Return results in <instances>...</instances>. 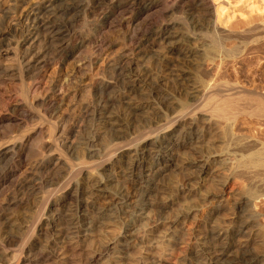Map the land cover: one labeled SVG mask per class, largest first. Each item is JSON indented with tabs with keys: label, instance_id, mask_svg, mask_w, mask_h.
Returning a JSON list of instances; mask_svg holds the SVG:
<instances>
[{
	"label": "bare ground",
	"instance_id": "obj_1",
	"mask_svg": "<svg viewBox=\"0 0 264 264\" xmlns=\"http://www.w3.org/2000/svg\"><path fill=\"white\" fill-rule=\"evenodd\" d=\"M169 4V0H0V196L6 192H11L15 197H18L19 194L23 196L28 192V194H35L38 197V203L35 205L36 211H34L36 215L31 222L17 224L15 223L16 220H13L14 217L12 218L7 214L9 210L5 211L6 213H0V264H35L40 260L56 259L60 254L58 251L59 244L63 242L65 236L70 239L73 246L82 248L90 234H92V230L97 225L104 224L106 220L111 221L112 217L125 219L128 222L114 240L107 241L101 249L93 250L94 252L91 255L88 252L84 264H120L122 256L120 254L115 255L118 252L115 253L114 251L120 250L121 252V249L124 250L123 248H127L129 243L136 240L133 236L135 232L131 231V227L133 228V224L144 218L146 214V206L150 204L147 200L149 192L155 189L157 176L159 172L163 171L161 167H167V164L163 162L164 159L167 158L168 162L173 160L174 153H177L179 148L167 142L166 138H184L183 136L189 135L194 130L193 122L200 118L198 114L206 115L210 108L206 110L207 107H204L205 109L196 110L194 109L195 105L193 107L195 111H192V108L189 111V107H186L185 104L182 106L183 109L180 114L178 110L179 115L175 113L177 117H174L172 123L165 126L155 124L151 127L150 125V130L147 127L148 131L143 134L140 133V136L138 134L139 137L137 138L136 136L133 137L135 139L133 142L124 143L121 148L119 146L118 148L121 150L118 151L116 146L113 152H106V154L108 153L107 156L103 153L107 159L103 157L101 158L103 161L100 159V162L95 158L99 153H96L92 148L88 151L92 153L88 155L89 158H79V162L70 163L68 155L73 154L76 138L86 139V143L93 147V144L102 137L106 130L116 132V130H122L123 126L125 127L121 119H118L119 115L113 113V108L116 107L117 103H120L119 106L124 107L129 113H134L140 108L138 104H134L132 96L137 88L144 87L139 80L142 72L140 70H143L140 69V61L145 58L147 52L156 43L164 45L169 53L177 52L175 43L180 39V35L177 32L176 25L172 23L164 24L159 29L155 28V31L147 32L143 39L139 38L138 31L152 24L153 19L150 18L152 14L158 15L166 10ZM195 5L200 7L206 14H210L212 5L208 3V0H198ZM116 22L125 30L124 45L117 56L106 58L104 57V54H106V34ZM153 24L150 26H153ZM251 29L260 30L259 27H252ZM259 38L257 39L259 40ZM215 43H219V41ZM262 44L263 41H261V45H258L259 48L264 46ZM220 46L222 45L220 44ZM69 61L75 63L72 68L70 67L71 74L81 77L80 83L76 84L77 86L74 85L73 88L71 87L72 89L68 88L67 83H70V81L64 77H69L70 74L66 73L68 71L63 72V66ZM105 66L112 73L109 78L99 75L97 70L96 73L94 72L95 68L99 69ZM53 67L55 71L53 74L48 75V70ZM147 73L146 76L148 77L149 74L147 75ZM64 78L65 81L67 80L66 82ZM216 80H205L206 82L198 80L200 83L193 90H188L191 91V97L196 98V102H201L208 95L213 96L209 93L217 90L215 87L218 86L217 83L221 82L216 83ZM145 83L147 82L145 81ZM228 85L225 87L227 89L229 87L228 91L231 90L233 95L237 94L236 97H239L238 95L245 96L255 101H249V103H255L256 106L253 107H256V111H253L259 113L256 116L259 115L264 124V93L259 89L246 90L243 86H232L231 88ZM155 88L156 86L149 88L152 91L150 93H153ZM220 88L222 89V86ZM90 94L92 96L91 101ZM230 96L226 97L224 101L220 100L221 103H216L217 105L214 106V110L218 114L215 117L220 120L222 118L224 121L230 116L232 118V110L235 107L238 108L235 97ZM167 100L172 99L170 97L166 98L165 101L169 104ZM214 110L212 109V111ZM77 116L79 120H76ZM90 116L93 118L92 120L97 121L96 124L98 125L97 128H92V130L90 129ZM234 116L237 115L234 114ZM43 118L48 121L49 133L47 140H45L46 136L42 134L43 130H39L40 128L35 138L31 134L21 131L23 134L19 132L20 135L17 134L13 139L8 137L9 140H5L10 129L16 123L21 126L24 125V127H21L23 129L30 127L36 120L39 121ZM85 119L88 122L86 125H82V120ZM189 119L194 121L188 122ZM81 131L85 137L80 135ZM78 143L76 145H80ZM260 147L255 150L252 148L253 151L246 154L249 157L245 158L244 155L245 159L240 154L242 160L239 162L238 167H242L245 171L247 185L245 183L242 196L233 205V220L230 225L209 229L205 234L197 236L198 243L195 241L200 246V248L198 246L199 250L210 253L216 263L264 264V216L257 209V202L264 199V145ZM103 154L100 155L103 156ZM90 155L96 159L94 161L98 162V167L95 165L96 163H93V160H90L92 158ZM34 156L40 158L31 165V176L25 178V181H21L24 177L18 180L16 177L21 165L32 160ZM209 163L204 161V165L201 166L197 161L192 162L195 167H198L199 178L204 179L210 172V168L207 166ZM52 168H62L64 172L65 177L63 178L66 180L61 188L57 186H54V188L51 185L53 178L40 176L43 171ZM59 169L58 171H60ZM243 175L241 173L240 177ZM34 179H39L41 186L28 182V180L32 181ZM112 181H119L116 189L108 188ZM45 183H51L52 187L44 191L42 188ZM14 200L13 196L12 199L7 197L4 206H9ZM69 202L73 204L71 206H74V212L70 210L71 206H69L68 210L71 212L69 211V218H67L62 213V207ZM66 219L69 221L67 222ZM110 251L114 252L113 259L109 260L111 256L104 261V257L108 256ZM161 258L157 264H164V259L161 260ZM58 260H61V258ZM55 264H58V262Z\"/></svg>",
	"mask_w": 264,
	"mask_h": 264
},
{
	"label": "rangeland",
	"instance_id": "obj_2",
	"mask_svg": "<svg viewBox=\"0 0 264 264\" xmlns=\"http://www.w3.org/2000/svg\"><path fill=\"white\" fill-rule=\"evenodd\" d=\"M197 1L198 0L196 1L195 0H176V1L169 0L170 4L166 10L162 11L158 15L154 13L150 17L151 19H153L151 23L152 24L154 23L155 25L153 24V26H150L152 24H149L147 25L148 28L147 26H145L144 28L138 31L139 38L143 39L146 36L145 34L147 32L155 31L156 29H159L164 24L172 23L176 25L177 32L180 35L179 37L180 39L178 40V42L175 43L177 52L169 53L167 48H165L164 45L162 44L160 45L156 43L154 47L151 49L152 51L150 50L149 52H147V54L145 55V58H142L143 61L142 60L140 61V65H141L140 69H143L140 71H142L143 73L141 72V76L139 77V80H140V84H142L144 87H142L141 89L137 88L132 94L133 99H134L133 102H135L134 104L135 105L138 104L140 108L136 110L134 113H129L126 109H124V107L119 106L120 103H117V105H115L116 106L115 108L117 109L113 108V113L116 114L117 116L119 115L118 119L119 120L121 119L123 125H125L126 128L123 126L124 129L122 127V130H116V132L112 130H106L105 133L102 132L104 134L95 144H93V147L92 145H89L86 143L85 141L86 139L82 137H80V139L76 138L77 140L75 142L73 154L68 155L70 158L69 160L70 163H74V161L79 162V158L81 159L83 157H84L83 159L89 158L88 155L92 153L91 151L90 153L88 151L89 149L92 148L93 150H95L96 153H99L97 156H95V158L98 159L97 161L100 162L101 160L103 161V159H101L103 157L107 159L106 156L108 155V153L106 154V152H110V151L113 152L116 146H117L118 151L121 150L120 148L122 145H124V143H130L131 141L133 142V140H135L133 137L135 136L136 138L139 137L140 133L143 134L147 132L155 124L165 126V125H169L170 123H172L174 120V117L176 116V114H178V110L180 114L181 110L183 109L182 106L185 104H186L185 105L186 107L187 106L189 107L188 109L189 111H191V108H192V111L194 109L199 110L201 108L205 109L207 107L206 110H208V108H210V110L207 111L208 114L207 113L206 115L202 113L198 114L200 118L197 119V121L195 120L196 122L192 119H189L188 122L194 121L193 122L194 130L189 135L183 136L184 138L182 137L181 138L180 137L179 138L178 137L176 138L167 137L166 138L167 142L171 143L174 147L176 148L179 147V148L177 150V153H174L173 160H170L168 162L167 158L164 159L163 162L167 164V167L165 168L161 167L163 171L159 172L157 176V182L154 185L155 189L149 192V196L147 199L148 203L150 202L151 205L149 204L148 206H146L147 209L145 210L146 214L144 215V218L139 219L140 222L136 221L133 224V228L131 227V231L135 232L133 236H135L136 240L129 243V246L127 248H123L124 250L121 249V252L123 253H121L120 250L114 251L115 253L118 252L115 255L120 254L122 256L120 264H157L158 260H160V257H162L161 260L163 259L165 260V261L163 260L164 264H219L213 260V256L210 253L201 252L199 250L200 246L199 244H197L198 243L197 238L201 234L203 235V233L205 234L206 232H208L209 229L216 228L219 226L230 225V223L233 220V211H234L233 205H235V202L238 200V198L242 196L244 185L247 182V179H246L247 176L245 175L246 174L245 171L243 170L242 167H238L239 162L242 160L241 155L243 158H244V155H245V158H247L249 157V155H246V154L253 151L252 148H254L255 150V149H258L260 146L263 147L264 145V124H263V121L261 120V117L259 115L256 116L259 113L254 112L256 111L255 110L256 107L254 108L253 106H256V105H254L255 103L253 104L252 102H255V101H252L251 98L248 99L245 96L243 97V96L238 95L239 97H236L237 94L236 95L234 94L235 95L234 96L231 93L232 92L231 90L228 91V89L230 88L228 87L227 89V87H225L228 84L231 86V88L232 86L233 87L243 86V88H246V90L259 89L260 91L264 93V88H263L264 87V46H263L264 44V32H263L264 30V0H208V3L212 5V9H210L211 10L210 14H206L203 10L200 9V7H197L195 5ZM191 7H192V10H191ZM249 19H252L250 20L251 22L249 21ZM247 22H249L250 24ZM116 23H114L112 28L109 31H107V34H106V42H105V51H106L105 53L106 54H104L105 55L104 57L106 58H113L117 56L122 51V48L124 45L125 30L120 25H118L119 23L115 25ZM252 27L253 28L259 27L260 30L259 29L252 30L251 29ZM146 28L148 29V31ZM260 33H262L263 35H261ZM243 35H245L246 37ZM257 38H259L260 41ZM213 41L214 42L219 41V43L225 48L220 46L219 43L214 44ZM261 41H263V44H262L263 47L259 48L258 45H261ZM74 64L75 63L69 61L63 66V72L68 71L66 73H69L71 76V77L64 76L65 78H68V80L70 81V83H67L69 89L71 87L73 88L74 85L77 86L81 80L80 76H73L70 72V69L72 68V65ZM105 68L106 66L104 68H99V69L95 68L94 72L96 73V70H97L99 75L101 74V76L103 77L105 76L106 78L107 77L109 78V76H111L112 73L110 70H108L107 68L105 69ZM144 69L147 71H145ZM54 71L55 70L53 67V68H50L47 73L48 75H50V74H53ZM145 72L146 73L149 72L147 73V75L149 74L150 77L149 75L147 77ZM143 76L144 77L146 76L147 78L146 77L144 78ZM65 78H64V81H65ZM142 78L146 80L143 81ZM213 79L214 81L218 79L216 80V83L221 81L217 83L218 86L216 85L219 88L215 87V89L217 90L209 93V94H213V96L208 95L207 97H205V99H203L204 101L202 100L201 102H196L195 101L196 98L195 99L192 98L190 94L191 91H188V90L190 89L193 90V88L197 86V84L200 83L199 81L203 82L205 80L209 81ZM145 81L147 83H145ZM230 81H231V84H230ZM151 82L152 83L154 82V83L152 84ZM219 85L222 86V89L220 88L221 86ZM155 86H156L155 91H153V93H150L152 91H150L149 88H153ZM147 91L149 92L147 93ZM230 93H231V96H230ZM228 95L230 97L232 96L235 97V98L234 97L232 98L236 99L235 102H236V105H238V108L235 107L234 110H232L233 112L234 111L235 112L234 113L231 112L233 114L232 118L231 116L229 117L231 119V122H230V119L228 118V119H225L226 121L224 120L226 122L225 123L222 120V118L220 120L218 117H215L216 115L218 116V114H216V111L214 110L215 108L214 106L217 105L216 103L219 104L221 103L222 100L224 101L226 97L228 98L229 97ZM91 97L92 96L90 94V101L92 100ZM168 97L172 99L170 101L167 100L169 104L165 101L166 98ZM211 100H214V101H211ZM240 100L241 102L242 101L243 102L242 103L239 102ZM249 101H252V102L249 103ZM187 104H190V105H187ZM192 104L194 105L192 106ZM195 105L197 106V108ZM194 106L195 108L193 109ZM250 107H252L253 109ZM212 109L214 111H212ZM211 114L212 116L210 117ZM234 114L237 116H234ZM166 115L167 117H165ZM209 118L210 119L213 118L214 120L213 119L210 120ZM43 119L42 120L39 119V121L36 120L33 125H30V127L28 126L29 128L25 126L26 128H23V129L26 131H24L21 128V127H24V125L21 126L20 124L16 123L15 125H13L12 129H10V132L8 133L5 140H7L8 137L9 139L11 138L13 139L14 137H16L15 135L17 134L18 135L23 134L21 131H23L24 133L25 132L29 133L35 138L39 132L38 131L39 128H40L39 130L41 129L43 130L42 134L43 136L44 135L46 136L45 140H47L48 133H49V130H48L49 128L47 126L48 121H46L45 119L43 120ZM92 119L93 118L90 116V129L91 130L92 128L98 127V125L96 124L97 121L95 119L94 120ZM76 120H79V117ZM87 122L88 121L86 119L82 120V123H83L82 125H86ZM91 130H90V133L92 132ZM139 131H142V132H139ZM19 132L21 133L19 134ZM82 133L83 132L81 131L80 135H82ZM82 136H84V134ZM182 139H185V140L182 141ZM77 141L78 142L81 141V142L78 143ZM76 143L80 144L81 146L76 145ZM119 146L120 148H118ZM226 149L228 150V152ZM78 153L79 155L77 156ZM103 153H105L106 156ZM226 153L228 154L226 155ZM100 154H103V156ZM39 158H40L39 156L38 157L34 156V158L32 157V160L27 161L28 163L26 162L27 164L23 163L21 165V169H19L17 173L16 178L20 180L21 178L24 177L23 180L21 179V181H25L24 180L25 178L31 176V173H30V168L32 167L31 165L34 164V162L38 161ZM71 158H72V161H71ZM238 158H241V159L239 160ZM96 159L92 157L90 160L91 161L93 160V163L94 164L96 163L95 165L97 166L98 162L94 161ZM236 159L239 161H237ZM193 161H197L201 166L204 165V161H208V163L210 162L209 165H207L210 168L209 169L210 172L204 177V179L199 178L198 167H195L192 164ZM55 169L54 168L47 169L45 170V172L43 171L44 173L42 172V174H40V176L44 175L42 177L53 178V182H51L52 184L45 183V185H43L44 187L42 186L43 187L42 189L44 191H46L48 188H51L52 186L53 187L57 186L58 188H61L62 185L64 186L65 184L64 181L66 179L63 178L65 177V175L63 174L64 172L62 168L61 169L58 168L60 171H58V169L56 170ZM57 171L59 172L60 175L57 173ZM241 173L242 175L243 174L244 175L240 177ZM49 174L51 175V177ZM241 178H243L244 180ZM28 182L34 185L38 184V186H41L39 184V179H34L32 181L28 180ZM118 182L112 181L111 183L114 185L112 186V184L110 183L108 185V188L116 189ZM5 194H2L0 196V211H1L0 213L5 212V211L7 212V210H9L7 214H9L12 218L14 217L13 220H16L15 223L17 224L28 223V222L33 221L34 216L36 215L34 214L35 213L34 211H36L35 205L38 203V197L35 196V194H30V193L28 194L27 192V194L23 196L22 194H19L18 195L19 198L15 197V195L12 194L11 192H8V193L6 192ZM12 196L15 200L12 201V203L9 206L8 205L4 206V204H6L7 202V197L12 199ZM71 205L73 204L72 203L70 204L69 202V203H66L65 206L62 207V210H63L62 213H64L63 215H65L64 217L69 218L68 216H69V213L71 212L70 210L74 212V208H73L74 206L72 207ZM257 205H258L257 209H259L261 215L264 216V199L259 200L257 202ZM69 206H71L72 209L70 208V210H68ZM112 218L113 219H111V221L106 220L104 224L102 225L99 224L92 230V234H90V237H88V240H86V242L83 244L84 247L76 248L75 246H73V243L70 241V239L67 236H65L62 240L63 242H60L59 244L60 247H58V251L60 252V254H59V257L56 258L57 260L56 259H51V260L46 259L44 261L43 260L37 261L36 263L55 264L56 262H58V264H84V261L89 253L91 255L95 250L101 249L103 244H105L107 241L114 240L118 236V234L124 229L125 224L128 222L125 219H120V218H115V217H112ZM116 220L117 221L119 220V221L117 222ZM66 221L68 222L69 220L66 219ZM140 236H143V237H140ZM195 241H197V243H195ZM114 252L110 251L108 256L104 257V261H106V259L110 258L111 256L112 257L109 260H112ZM60 258L61 260H58Z\"/></svg>",
	"mask_w": 264,
	"mask_h": 264
}]
</instances>
